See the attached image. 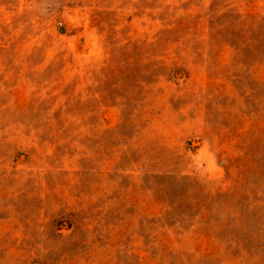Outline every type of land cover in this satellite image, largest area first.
<instances>
[{
    "label": "rangeland",
    "instance_id": "rangeland-1",
    "mask_svg": "<svg viewBox=\"0 0 264 264\" xmlns=\"http://www.w3.org/2000/svg\"><path fill=\"white\" fill-rule=\"evenodd\" d=\"M0 264H264V0H0Z\"/></svg>",
    "mask_w": 264,
    "mask_h": 264
}]
</instances>
